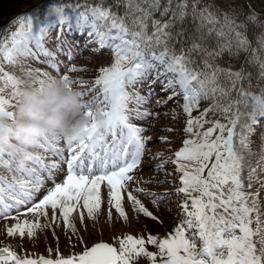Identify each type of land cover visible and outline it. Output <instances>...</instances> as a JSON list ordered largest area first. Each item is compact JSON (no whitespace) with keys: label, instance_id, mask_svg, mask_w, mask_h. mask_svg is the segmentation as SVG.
Segmentation results:
<instances>
[{"label":"snow or ice","instance_id":"1","mask_svg":"<svg viewBox=\"0 0 264 264\" xmlns=\"http://www.w3.org/2000/svg\"><path fill=\"white\" fill-rule=\"evenodd\" d=\"M16 7L0 30V123L8 122L0 132L11 137L26 89L43 92L56 79L75 91L88 123L71 142L42 134L32 151L0 154V264H264V8L251 0H18ZM103 50L110 63L92 80L71 75L91 71L77 56ZM157 131L168 134L162 145L182 133L180 146L153 151L148 133ZM146 166L173 177L155 182L175 191L140 187L153 182L142 177ZM173 195L180 219L163 236L147 225L139 234L123 230L141 214L163 226L140 197L171 213ZM49 236L55 244L44 254L24 247Z\"/></svg>","mask_w":264,"mask_h":264},{"label":"clouds","instance_id":"2","mask_svg":"<svg viewBox=\"0 0 264 264\" xmlns=\"http://www.w3.org/2000/svg\"><path fill=\"white\" fill-rule=\"evenodd\" d=\"M79 103L75 91L64 87L58 79L47 84L43 94L38 89H26L20 98L11 137L0 132V154L32 151L42 134L57 135L65 142L76 140L88 123ZM7 125V121L0 123V127Z\"/></svg>","mask_w":264,"mask_h":264},{"label":"rangeland","instance_id":"3","mask_svg":"<svg viewBox=\"0 0 264 264\" xmlns=\"http://www.w3.org/2000/svg\"><path fill=\"white\" fill-rule=\"evenodd\" d=\"M9 1H12V0H0V6L6 4ZM47 46L49 48H52L51 44H49ZM61 59H63V57H61ZM110 60H111V54L108 50H103L97 56H89L87 54L79 55L76 57V60H75V63L77 64V66H86L89 69H91V71H89L88 73H74L71 75L74 77L75 76H83L87 80H92L96 75L95 70L97 68H99L100 66H104V65L110 63ZM30 63H32L33 67H39V68L45 67L44 64H38L35 62H31V61H30ZM61 71H63V68L61 69ZM17 74H19L18 71H17ZM53 75H55L54 72H53ZM90 86L91 85H89V87ZM156 93L158 96H164V93L159 91V86H157V88H156ZM41 94H43V92H41ZM85 99H90V97H85ZM173 107H174V102H170L169 105L166 108L161 109V111L162 112H168ZM183 120H184V117H183V115H181L180 119H179V123L177 124L178 127L183 126ZM154 123H156L157 128H160L161 126H164V125H170L172 122H171L170 117H169V119L161 120V121L154 122ZM148 134L153 135L154 140L157 141V143L155 145L151 146L153 151L164 150V148H166V147L178 148L180 146V143H181L180 137H181L182 133H177L175 135L169 136L170 139L175 140L174 145H162L159 143V137L161 135H168L167 133L157 131L154 133L150 132ZM60 146L63 147V142H61ZM152 163H156V161H153ZM171 167H172V165L168 166L169 169ZM0 173L6 174L5 170L2 167H0ZM142 177L145 180H147L149 178H152V180H153V182L151 184L139 185L140 187L145 188L146 191L154 192V193H164V192H174L175 191V188L172 184H159L158 185L155 182L156 180H160V181H163L165 179L172 180L173 177H165L162 173L159 175H156L153 171H150L147 166L145 167V169L142 173ZM140 199L145 204V206L149 208L150 211H153L156 215H159L163 219L164 224H163V226L158 225V224L152 222L150 219L145 218L141 214L140 219H139V223L137 224L134 222L130 228H127V227L123 228L124 231L139 234L141 232L142 226L147 225L153 234H159V235L163 236L167 231H169L174 226L175 223H177L179 221L180 217L175 215V212H176L175 204L179 203L180 201L177 199V197L175 195L169 197V200L172 202L171 207L173 208V211L171 213L163 205H161L160 210L157 211L156 208L154 207V205L151 203V199L148 197L141 196ZM125 207H126V211H129L130 215H135V214L131 213V207L127 202L125 203ZM102 223H103V220H101V224ZM0 224H2V222H0ZM100 226L101 225H97V231L93 234V236L91 238H94V239L101 238L99 236ZM89 227H90V231H91V222H89ZM119 231H120V229H117L116 234H119ZM144 234L146 235L147 233L145 232ZM111 235H112V232L109 231L108 229H105L104 235L102 238L105 240H108ZM0 240H3V236H0ZM5 243H8V242L5 241ZM15 243H16V241H12L13 245H15ZM54 244H55V241L52 239L51 236H49L47 240H45L43 237H41V239L38 242H36L34 246L30 241H25L24 247L26 249H28L29 252L44 254L45 248L49 245L54 246ZM3 246H4V244H0V247H3ZM60 246L62 249L65 248V239H64L63 235H61Z\"/></svg>","mask_w":264,"mask_h":264},{"label":"trees","instance_id":"4","mask_svg":"<svg viewBox=\"0 0 264 264\" xmlns=\"http://www.w3.org/2000/svg\"><path fill=\"white\" fill-rule=\"evenodd\" d=\"M18 0H12L7 2L6 4L0 6V30H3L6 25L12 20V18L18 14V8L16 7ZM47 2H51V0H40L41 4H46ZM75 2V0H73ZM176 0H174V3ZM242 2L246 3L248 0H242ZM251 2L255 5L257 10L264 8V0H251ZM159 14H157L158 17ZM171 15V13H169ZM253 47H256L255 43H253ZM254 74L257 70L253 69ZM257 83V80H253V85Z\"/></svg>","mask_w":264,"mask_h":264},{"label":"bare ground","instance_id":"5","mask_svg":"<svg viewBox=\"0 0 264 264\" xmlns=\"http://www.w3.org/2000/svg\"><path fill=\"white\" fill-rule=\"evenodd\" d=\"M66 150V149H65Z\"/></svg>","mask_w":264,"mask_h":264}]
</instances>
